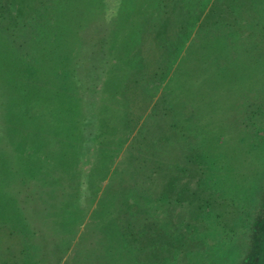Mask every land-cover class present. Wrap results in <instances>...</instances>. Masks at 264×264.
Here are the masks:
<instances>
[{
    "label": "rangeland",
    "instance_id": "rangeland-1",
    "mask_svg": "<svg viewBox=\"0 0 264 264\" xmlns=\"http://www.w3.org/2000/svg\"><path fill=\"white\" fill-rule=\"evenodd\" d=\"M137 1L0 0L10 16L0 21V138L24 114L37 136L41 123L57 135L71 122L73 153L86 144L77 168L49 178L70 192L86 185L70 202L78 213L59 211L69 237L50 264H77L91 219L110 225V238L131 220L141 264H264V0ZM113 180L136 185L133 198L95 214ZM54 198L31 196L26 213L0 219L1 259L42 258L34 247L46 251L38 233L49 228L34 211L58 210Z\"/></svg>",
    "mask_w": 264,
    "mask_h": 264
},
{
    "label": "trees",
    "instance_id": "trees-1",
    "mask_svg": "<svg viewBox=\"0 0 264 264\" xmlns=\"http://www.w3.org/2000/svg\"><path fill=\"white\" fill-rule=\"evenodd\" d=\"M217 2L220 3L226 2L227 4H229V1L226 0H217ZM135 3L137 4L138 1L136 0ZM229 9H233V8L230 6ZM6 11L7 10L5 9V7L1 4L0 19L3 20L0 21L5 22L6 20H8V18H10V16L7 14L3 15V12ZM149 12L150 10L146 12V17L149 15ZM151 17L153 18L152 14ZM227 25L228 22H226L224 26L226 27ZM20 27L21 26H16L17 29H19ZM21 28L25 29L24 26H22ZM222 38L225 39L222 43H226L229 41L228 36ZM10 52H13V50H10L7 53L12 58L10 62H14L13 59L14 57L20 59L18 52L17 53L13 52L12 54H9ZM223 58L225 57L222 55V59ZM61 97L62 96H60V98ZM27 121L33 122L31 123L32 127H28L26 125ZM41 124H42L43 132L41 131L40 136H37L36 134H38L40 131L38 127L35 125V120H29L27 115L20 114L19 119L13 118L12 123L10 122V127L7 130V134L5 133V135H8L6 136L8 137L7 140L6 138H0V143L2 144L1 146L6 147V151H4L5 159L2 160L4 162L0 161V163H4L2 164V167L0 169L1 170L0 219L4 220V218L6 217V213L7 215H9L8 211L12 212L14 216L15 214L18 216V215H22L23 213H26L28 208L25 209V207H27V204L28 205L31 204L30 202L31 196L37 199L38 195L40 196L49 195L50 197L53 198L56 197V199L54 198L55 200L58 199L57 202L60 204L58 210L56 208L57 207L56 205L47 204L46 206L43 205L40 206L39 203H37V206L39 205V207L38 209L35 208L34 212L37 215H39L40 217L39 220H41L43 223L42 225L48 227L49 230L53 231L54 234H49V230L46 231L47 233H45L43 228H39L38 235L39 234L41 235L39 237L42 238L43 240L42 243L46 245L44 246L46 251L43 253V251L40 250L39 247L38 248L34 247V252L35 255H37V257H40L42 255V258L39 259L35 258L33 260V257L31 258L29 255L31 252L28 253L27 251H21L22 253L20 255H18L17 257L15 256V258L11 259L9 262H7V260L0 258V260L4 261L2 262V264H43V263L45 264V262L50 264V262L53 261L52 255H56L58 257V255L60 254V249H63L65 246H67V242H68L67 237H69L68 235L69 233H67L66 230H63L61 234L58 233L57 229L59 227H65L64 224L68 223L66 222V220H61L59 211H62L63 213L66 214V212H71L72 209H74V212L77 211L78 213L79 208L77 207V205H75V203L71 204L70 202L72 201V199L75 200L78 199L79 196L81 195V192L83 191V188L86 186L84 182H82V180H79L80 185H77L78 192L76 193L75 191L73 192L72 190H71L72 192H70L66 188H62L60 190V183H59L60 180H55L53 183H51L52 180H49L50 177L57 178V176H55L56 170L54 169L67 166V168L62 172L65 176V174H68L72 169H74L75 167L77 168L78 165L77 157L78 156L84 157V153H82V150L84 149V146L86 144H83V142L78 141V143L76 144L78 145V148L80 149L81 153L80 154L73 153L74 151L73 149L76 147V145L73 139L70 140V138L74 137L73 135L74 131L72 130L73 124L71 122H68L66 125H60L58 127L55 126L53 131H58L57 135H54L53 132L49 129V126L50 127L53 126V125H49V122H47L48 126L43 123ZM58 139L60 140L58 141ZM50 145L56 148L55 153L53 154H50L51 152H47L50 151L48 149V146ZM8 147L11 149V152H9ZM40 149L44 151V155H43L45 161L44 169L42 167H36L37 163L35 164L33 161L35 155H37L36 161L38 160V154H39L38 150ZM64 152L67 153V155H65ZM8 159H10V161H8ZM27 160H30V163ZM15 162H17L16 164L18 166L20 164L25 165L27 162V166H25L24 169L19 170L21 173L20 178L18 176L19 171L14 168L16 167ZM48 164H50V167ZM35 167L36 170L34 169ZM108 170L109 168L107 167V172ZM19 179H21V181ZM56 186L58 187L57 191L55 189ZM135 186L136 185L131 186L129 183L124 181L113 180L112 182L108 183L104 196L100 198L99 205L95 210V214L97 211H100L101 214H103L105 217V216H113L115 213H118L119 211L121 212L122 207L124 206V202L129 200L130 198H133L132 195L136 190ZM122 193L123 195L121 196V200H119V195ZM146 193H147L146 196L142 194L141 196L149 197L150 196L149 192L146 191ZM62 197L65 199H62ZM94 197H96V193ZM123 197H126V199L122 202ZM117 201L118 202L120 201L119 206L117 207L118 205L117 204L115 208V204L118 203ZM137 201L138 199L136 198L134 202H136L137 204L138 203ZM37 202H39V199H37ZM147 203L146 206H148ZM49 207H51L53 212L52 211L47 212ZM37 210L44 211L45 212L44 215L41 216ZM77 213L75 215H77ZM27 217L28 216L26 214L25 216H23V224H22L23 227L25 226L24 221L27 219ZM35 217H36L35 221H39L37 220L38 216ZM67 217L71 219L70 215L69 216L67 215ZM115 217H117V215H115ZM115 217H113L115 221L114 228H116L115 225L117 221V218ZM102 220L103 219L100 220L98 219L97 221L94 219L90 220V223L88 224L87 231L85 232V237L83 240L85 247L83 248L82 252L80 251L79 253H77V255H75L77 264H141L140 257L141 255H143L142 247L136 243V240L132 244L129 242V239L133 238L132 236L133 232L132 233L129 232L132 231L129 230V228L133 229L134 227V225H132L131 223V220L124 226H121L122 230L126 229V231H123L124 234H122L121 232L122 237L120 236L116 238H110L105 235L106 232L105 228L107 226L110 227V225L106 224L105 221ZM121 221H125V220L122 218ZM133 221H135V219ZM20 223L21 221L19 220L18 224ZM119 224L122 223L119 221ZM145 225L148 224L147 223L144 224L143 227H145ZM159 227H160L159 234L163 232L166 233L168 232L169 227H167L166 225L159 224ZM136 234H134V237H136ZM57 251H59L58 254ZM144 262H146L147 264V261ZM64 264H68V263L66 262Z\"/></svg>",
    "mask_w": 264,
    "mask_h": 264
}]
</instances>
